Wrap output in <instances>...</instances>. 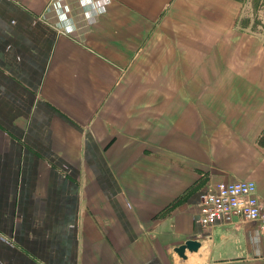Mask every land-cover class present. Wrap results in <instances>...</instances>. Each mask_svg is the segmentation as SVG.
Segmentation results:
<instances>
[{
    "label": "crops",
    "instance_id": "obj_1",
    "mask_svg": "<svg viewBox=\"0 0 264 264\" xmlns=\"http://www.w3.org/2000/svg\"><path fill=\"white\" fill-rule=\"evenodd\" d=\"M252 4L0 0V264H264L256 223L196 222L219 181L264 195Z\"/></svg>",
    "mask_w": 264,
    "mask_h": 264
},
{
    "label": "built area",
    "instance_id": "obj_2",
    "mask_svg": "<svg viewBox=\"0 0 264 264\" xmlns=\"http://www.w3.org/2000/svg\"><path fill=\"white\" fill-rule=\"evenodd\" d=\"M196 222L209 227L218 222L242 219L257 224L264 238V195L256 192L253 180L219 181L199 193Z\"/></svg>",
    "mask_w": 264,
    "mask_h": 264
},
{
    "label": "water",
    "instance_id": "obj_3",
    "mask_svg": "<svg viewBox=\"0 0 264 264\" xmlns=\"http://www.w3.org/2000/svg\"><path fill=\"white\" fill-rule=\"evenodd\" d=\"M201 246V241L195 238H187L182 243L173 247V251L182 259H186V251H197Z\"/></svg>",
    "mask_w": 264,
    "mask_h": 264
},
{
    "label": "rangeland",
    "instance_id": "obj_4",
    "mask_svg": "<svg viewBox=\"0 0 264 264\" xmlns=\"http://www.w3.org/2000/svg\"><path fill=\"white\" fill-rule=\"evenodd\" d=\"M252 18H256L257 28L264 30V0H252Z\"/></svg>",
    "mask_w": 264,
    "mask_h": 264
},
{
    "label": "trees",
    "instance_id": "obj_5",
    "mask_svg": "<svg viewBox=\"0 0 264 264\" xmlns=\"http://www.w3.org/2000/svg\"><path fill=\"white\" fill-rule=\"evenodd\" d=\"M258 142H259L260 144H263V145H264V135H261V136L259 137Z\"/></svg>",
    "mask_w": 264,
    "mask_h": 264
}]
</instances>
